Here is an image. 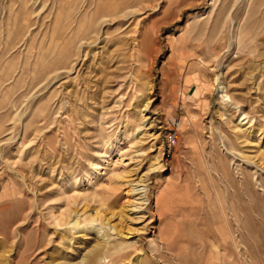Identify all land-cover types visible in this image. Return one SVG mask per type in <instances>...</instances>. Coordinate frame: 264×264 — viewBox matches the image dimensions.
<instances>
[{
    "label": "rangeland",
    "instance_id": "1",
    "mask_svg": "<svg viewBox=\"0 0 264 264\" xmlns=\"http://www.w3.org/2000/svg\"><path fill=\"white\" fill-rule=\"evenodd\" d=\"M0 264H264V0H0Z\"/></svg>",
    "mask_w": 264,
    "mask_h": 264
},
{
    "label": "built area",
    "instance_id": "2",
    "mask_svg": "<svg viewBox=\"0 0 264 264\" xmlns=\"http://www.w3.org/2000/svg\"><path fill=\"white\" fill-rule=\"evenodd\" d=\"M176 144V135L175 134H168L166 136V145L168 147H172Z\"/></svg>",
    "mask_w": 264,
    "mask_h": 264
}]
</instances>
